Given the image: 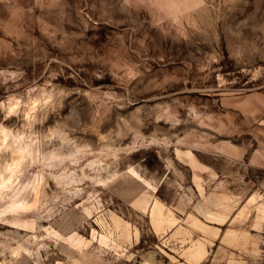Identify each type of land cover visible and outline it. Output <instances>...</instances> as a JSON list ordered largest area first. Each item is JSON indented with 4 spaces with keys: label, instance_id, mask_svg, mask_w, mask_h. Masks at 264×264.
Segmentation results:
<instances>
[{
    "label": "rangeland",
    "instance_id": "1",
    "mask_svg": "<svg viewBox=\"0 0 264 264\" xmlns=\"http://www.w3.org/2000/svg\"><path fill=\"white\" fill-rule=\"evenodd\" d=\"M263 145L264 0H0V264H264Z\"/></svg>",
    "mask_w": 264,
    "mask_h": 264
},
{
    "label": "crops",
    "instance_id": "2",
    "mask_svg": "<svg viewBox=\"0 0 264 264\" xmlns=\"http://www.w3.org/2000/svg\"><path fill=\"white\" fill-rule=\"evenodd\" d=\"M261 154H262L263 164H264V145H263V147H262V149H261Z\"/></svg>",
    "mask_w": 264,
    "mask_h": 264
},
{
    "label": "bare ground",
    "instance_id": "3",
    "mask_svg": "<svg viewBox=\"0 0 264 264\" xmlns=\"http://www.w3.org/2000/svg\"><path fill=\"white\" fill-rule=\"evenodd\" d=\"M2 132V131H1Z\"/></svg>",
    "mask_w": 264,
    "mask_h": 264
}]
</instances>
